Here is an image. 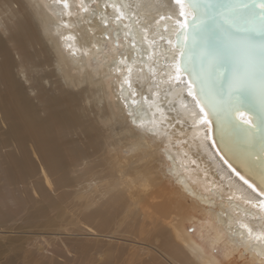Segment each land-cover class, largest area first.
Here are the masks:
<instances>
[{
	"label": "bare ground",
	"instance_id": "obj_1",
	"mask_svg": "<svg viewBox=\"0 0 264 264\" xmlns=\"http://www.w3.org/2000/svg\"><path fill=\"white\" fill-rule=\"evenodd\" d=\"M114 2L129 5L130 29L110 25L112 41L101 39L97 55L86 41L100 39L98 18L61 16L54 0H0V240H22L25 259L39 255L54 264L64 254L98 264H264V242L247 247L240 238L242 223L264 232V209L236 199L242 182L229 181L226 165L201 144L203 125L193 127L180 109L181 93L165 96L162 86L155 96L147 69L136 72L151 63L149 52L158 73L172 61L175 49L159 35L173 38L178 6ZM133 13L152 25L151 49ZM129 30L135 49L123 39ZM118 52L128 64L136 60L132 88L123 85V92L124 66L112 70ZM149 129H167L171 141ZM195 218L209 234L201 229L202 242L188 230ZM219 244L223 258L215 253Z\"/></svg>",
	"mask_w": 264,
	"mask_h": 264
},
{
	"label": "snow or ice",
	"instance_id": "obj_2",
	"mask_svg": "<svg viewBox=\"0 0 264 264\" xmlns=\"http://www.w3.org/2000/svg\"><path fill=\"white\" fill-rule=\"evenodd\" d=\"M54 2L62 5L61 16L71 17L75 14L82 17V14H87L82 17L86 23L98 18L101 26L100 39L95 42L86 41L97 55L103 51L98 46L101 39L105 44L112 41L111 33L114 29L110 25L123 24L125 29H130L129 24L124 23L128 19L123 10L129 8L127 4L118 5L114 0H103L102 4L100 0H78L74 6H70L69 0ZM173 2L178 6L174 28L175 45L172 39L159 35L160 40L166 41L170 48L174 47L172 61H166V70L158 73L154 66L157 62L153 61V53L149 52L147 60L151 63L146 62L136 68V72L143 73L147 69L156 89L155 96L160 95L162 86H166L163 87L165 96L173 91L181 93L180 109L192 117L193 127L203 125L199 129L203 133L200 137L201 144L214 150L226 165L229 181L236 179L238 184L242 182V186H246H241L242 195L236 199H242L253 208L264 209V0ZM136 7L139 9L140 5ZM108 8L113 10L111 15L107 14ZM165 18L161 15L159 19ZM171 18V14H168L167 19ZM136 23H142V41L147 42L151 49L156 44L155 38L149 40L152 25L147 20L142 22L138 15ZM155 23L159 24V20ZM64 27H68V24L65 23ZM130 35V30L125 31L123 39L135 49V38L129 40ZM156 35L153 33L154 37ZM113 43L114 49L123 46L119 36ZM116 55L118 58L113 61L112 70L121 72V66H124L126 75L121 84L123 92V85L132 88V65L136 64V60L133 59L132 64H128L125 53L118 52ZM183 93L191 98V108ZM132 95L135 96L134 91ZM144 99L147 100V97ZM136 103L133 99L132 104ZM168 103L171 104L172 101ZM157 111L163 113L160 108ZM129 115L132 116L133 113L129 112ZM164 119L166 118L162 115L161 121ZM133 122L135 123V119ZM176 123L182 121L177 119ZM140 126L143 127V121ZM217 130L219 141L215 138ZM149 131H155L157 135L171 141L167 129ZM229 199L233 197L229 196ZM240 227L246 230V236L241 232L240 238L247 247H251L253 242H264V232L254 233L244 223Z\"/></svg>",
	"mask_w": 264,
	"mask_h": 264
},
{
	"label": "rangeland",
	"instance_id": "obj_3",
	"mask_svg": "<svg viewBox=\"0 0 264 264\" xmlns=\"http://www.w3.org/2000/svg\"><path fill=\"white\" fill-rule=\"evenodd\" d=\"M26 186L27 185L24 186L25 190H27ZM167 204L170 206L169 202H167ZM187 216H190V215H187ZM11 217L18 218L17 220H19L18 215H12ZM188 222H190L188 224V230H189V232H191V234H193L195 236V239L197 238L198 242H202L201 241V237H202L201 236L202 235L201 229L203 230L204 235H206V237L209 236V234H207L208 233L207 229L205 228V223H203L204 221L200 222L198 219L195 218L194 220H191ZM12 223H13V220H12V222L8 223L7 226L12 224ZM198 223H202V224L198 225ZM78 237H81V236H78ZM104 239H107V238H104ZM81 240H83V239H81ZM11 241H13V240H9V241H8V239L3 240V241L0 240V264H54V263H51L48 258L42 259V257L39 255H35L34 261L29 259L28 255L26 256L27 259H25L24 251L22 250L23 247L21 246V244L23 246H25L26 244L23 243L22 240L21 241L16 240L13 242H11ZM73 242L74 241H71V252L72 253L74 252L73 251L74 248H72ZM94 242L95 241H91V244H94ZM120 245L122 247L130 246L127 242H121ZM222 248H223L222 244H219L216 246V249H215V251H216L215 253L218 255L219 258H223L222 257V254H223ZM140 253L143 254V256H144L145 251H141ZM147 255H148V250H147ZM59 263L60 264H98L97 258L94 259L92 256H83V255H81V257H79L78 254H74V255L64 254V255L59 257ZM225 264H230V263L226 262ZM237 264H246V262L241 260V261H238Z\"/></svg>",
	"mask_w": 264,
	"mask_h": 264
},
{
	"label": "water",
	"instance_id": "obj_4",
	"mask_svg": "<svg viewBox=\"0 0 264 264\" xmlns=\"http://www.w3.org/2000/svg\"><path fill=\"white\" fill-rule=\"evenodd\" d=\"M172 40H173V45H175V33L173 34V38H172ZM173 49H174V47H172ZM186 78V77H185ZM215 138H216V140L217 141H219V139H220V137H219V131L217 130L216 131V135H215ZM222 147V146H221ZM238 167V166H237Z\"/></svg>",
	"mask_w": 264,
	"mask_h": 264
}]
</instances>
